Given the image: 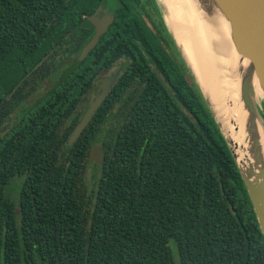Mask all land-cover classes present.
<instances>
[{"label": "trees", "instance_id": "16d2710c", "mask_svg": "<svg viewBox=\"0 0 264 264\" xmlns=\"http://www.w3.org/2000/svg\"><path fill=\"white\" fill-rule=\"evenodd\" d=\"M101 5L115 20L81 59ZM0 264H264L246 185L157 0H0Z\"/></svg>", "mask_w": 264, "mask_h": 264}, {"label": "water", "instance_id": "95a60500", "mask_svg": "<svg viewBox=\"0 0 264 264\" xmlns=\"http://www.w3.org/2000/svg\"><path fill=\"white\" fill-rule=\"evenodd\" d=\"M201 17L205 21L211 16L219 14L224 17L231 28V38L238 53L248 59L251 63L252 72L258 80L259 87L264 97V0H194ZM160 12L165 19V9L157 1ZM115 20L114 14L109 11L106 5H101L94 14L89 17V21L95 27V34L88 45L81 53L84 59L97 46L101 37L108 31ZM166 26L173 37L190 73L204 96L232 154L243 181L246 185L254 211L257 216L261 231L264 235V150L259 137V126L264 132V99L262 100L256 93L254 85L250 82V77H244L241 83V99L248 112L247 135L249 137L250 161L248 168H243L236 156L231 141L228 139L221 123L219 122L210 101L204 94L195 74L192 71L181 47L177 43L173 33ZM119 73L113 77H106L98 89V94L92 99L84 117L76 127L69 143L72 144L85 130L93 116L106 99L112 86L116 83ZM106 135V130L101 134V138L94 146L95 155L102 153V145Z\"/></svg>", "mask_w": 264, "mask_h": 264}, {"label": "bare ground", "instance_id": "6f19581e", "mask_svg": "<svg viewBox=\"0 0 264 264\" xmlns=\"http://www.w3.org/2000/svg\"><path fill=\"white\" fill-rule=\"evenodd\" d=\"M165 9L166 23L181 47L204 94L210 101L238 161L248 168V112L241 99V83L250 77L257 95L263 93L252 72L251 63L242 57L232 41L228 21L218 13L203 20L194 0H157ZM264 150V132L259 126Z\"/></svg>", "mask_w": 264, "mask_h": 264}, {"label": "rangeland", "instance_id": "374dc122", "mask_svg": "<svg viewBox=\"0 0 264 264\" xmlns=\"http://www.w3.org/2000/svg\"><path fill=\"white\" fill-rule=\"evenodd\" d=\"M151 12L154 14L153 15V17L156 19L157 18V16L159 17V12L157 11V10H153V9H151ZM155 15H157V16H155ZM144 17H145V19L148 21V23H149V25L153 28V26H152V24H151V22H150V19L147 17V15L146 14H144ZM119 67V65L118 66H116V68L115 69H117ZM114 69V70H115ZM46 80L45 81H43L42 83L40 82L38 85H37V89H38V91L39 92H42L44 89H45V87H46ZM16 111L17 110H15V111H13V113H15V114H13L12 115V117H14L15 115H16ZM12 122H13V120H12ZM10 123H11V121H7L6 123H5V126L6 127H8V126H10ZM95 160H93L92 162H90V164H89V166H88V172H87V178H88V180L90 179V183H91V181H92V177H93V174H95V171H96V165H95ZM10 189H11V187H10ZM9 189V190H10ZM13 193H14V196L16 197V195H17V193H16V190L15 189H13Z\"/></svg>", "mask_w": 264, "mask_h": 264}, {"label": "flooded vegetation", "instance_id": "af4514ba", "mask_svg": "<svg viewBox=\"0 0 264 264\" xmlns=\"http://www.w3.org/2000/svg\"><path fill=\"white\" fill-rule=\"evenodd\" d=\"M150 13H152V12H150ZM122 65V64H121ZM122 67H118L117 69H115V70H113V71H111V72H109L107 75H105L103 78H102V81L106 78V77H113L114 75H116V74H118L119 73V76L118 77H120L121 76V74H122ZM102 81L98 84V87L97 88H95L92 92H91V94H90V100H92L93 98H94V96H96L97 94H98V89H99V86H100V84L102 83ZM89 105V104H88Z\"/></svg>", "mask_w": 264, "mask_h": 264}]
</instances>
